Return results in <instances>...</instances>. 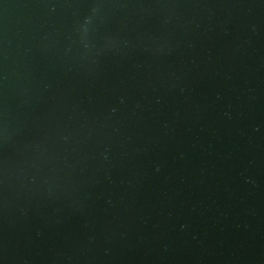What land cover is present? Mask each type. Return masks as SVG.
I'll use <instances>...</instances> for the list:
<instances>
[{"label": "water", "instance_id": "water-1", "mask_svg": "<svg viewBox=\"0 0 264 264\" xmlns=\"http://www.w3.org/2000/svg\"><path fill=\"white\" fill-rule=\"evenodd\" d=\"M0 264H264V0H0Z\"/></svg>", "mask_w": 264, "mask_h": 264}]
</instances>
